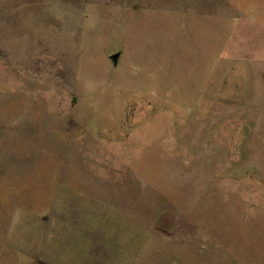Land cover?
I'll use <instances>...</instances> for the list:
<instances>
[{
    "label": "rangeland",
    "instance_id": "obj_1",
    "mask_svg": "<svg viewBox=\"0 0 264 264\" xmlns=\"http://www.w3.org/2000/svg\"><path fill=\"white\" fill-rule=\"evenodd\" d=\"M258 12L0 0V264H264Z\"/></svg>",
    "mask_w": 264,
    "mask_h": 264
},
{
    "label": "crops",
    "instance_id": "obj_2",
    "mask_svg": "<svg viewBox=\"0 0 264 264\" xmlns=\"http://www.w3.org/2000/svg\"><path fill=\"white\" fill-rule=\"evenodd\" d=\"M221 3L230 10L236 12L235 17L237 20L241 14L242 19H249L254 24H262L260 19H257V13L259 10L264 9V0H220ZM240 21L233 22L234 24L240 23Z\"/></svg>",
    "mask_w": 264,
    "mask_h": 264
},
{
    "label": "water",
    "instance_id": "obj_3",
    "mask_svg": "<svg viewBox=\"0 0 264 264\" xmlns=\"http://www.w3.org/2000/svg\"><path fill=\"white\" fill-rule=\"evenodd\" d=\"M120 57H121V54L120 53L111 56V60H112V62H113V64L115 66L118 65V62H119Z\"/></svg>",
    "mask_w": 264,
    "mask_h": 264
}]
</instances>
